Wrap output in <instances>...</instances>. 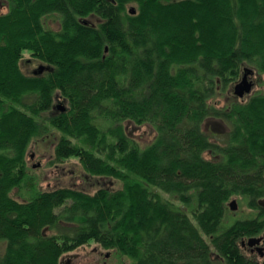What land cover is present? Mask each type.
Wrapping results in <instances>:
<instances>
[{
	"label": "trees",
	"instance_id": "trees-1",
	"mask_svg": "<svg viewBox=\"0 0 264 264\" xmlns=\"http://www.w3.org/2000/svg\"><path fill=\"white\" fill-rule=\"evenodd\" d=\"M6 1L0 264H63L92 243L128 264H264L242 244L264 234V90L233 93L246 67L264 74V0ZM27 50L45 68L27 73ZM211 118L228 124L222 142ZM129 128L155 135L143 146ZM51 129L55 158L103 185L19 201L28 149Z\"/></svg>",
	"mask_w": 264,
	"mask_h": 264
},
{
	"label": "rangeland",
	"instance_id": "rangeland-1",
	"mask_svg": "<svg viewBox=\"0 0 264 264\" xmlns=\"http://www.w3.org/2000/svg\"><path fill=\"white\" fill-rule=\"evenodd\" d=\"M9 2L0 0V13L8 9ZM45 24L51 28H59L60 23L56 16H49L45 20ZM24 61L21 63L22 68L27 73H32L37 70L42 63L31 56L30 51L24 52ZM255 82L256 91L264 90V74L260 77L252 78ZM235 86V85H234ZM254 87V88H255ZM234 88V87H233ZM219 99L226 101V97ZM227 102V101H226ZM224 103V102H223ZM213 127L217 131L214 137L218 142H222L225 138V133L228 130V124L217 118H211ZM128 131L137 137L143 146L150 143L155 135L154 129L147 128L138 131L134 128H129ZM60 134L51 129V131L34 139L28 149V175L21 185L15 188L11 194L19 201H24L32 198L40 189H53L61 186H77L86 190L94 191L100 185H103V177H93L89 175L78 159L72 158L66 161H58L55 158V143ZM31 157V158H30ZM56 159V160H55ZM36 165V167H35ZM111 183V181L109 180ZM108 184V183H107ZM113 184V183H112ZM119 183L113 185L118 186ZM243 207L237 202V216H243ZM6 243L0 240V257L4 255ZM128 264L129 259L118 255L113 251L103 250L98 248L94 243L80 247L72 252L69 256H65L63 264Z\"/></svg>",
	"mask_w": 264,
	"mask_h": 264
},
{
	"label": "water",
	"instance_id": "water-1",
	"mask_svg": "<svg viewBox=\"0 0 264 264\" xmlns=\"http://www.w3.org/2000/svg\"><path fill=\"white\" fill-rule=\"evenodd\" d=\"M43 68H45V66L41 65L40 69ZM253 74H254V70L252 68L250 67L245 68L241 80H239L233 88L235 95L242 98L245 96V94L250 93L252 91L254 86V81L250 79V75ZM236 203H237L236 200L231 201V205L234 207V209L237 208ZM263 240H264V234L260 236L250 237L247 241L246 240L242 241V244L243 245L247 244L249 246H256L257 250L260 251L262 255H264V251H263L264 247L260 245Z\"/></svg>",
	"mask_w": 264,
	"mask_h": 264
},
{
	"label": "flooded vegetation",
	"instance_id": "flooded-vegetation-1",
	"mask_svg": "<svg viewBox=\"0 0 264 264\" xmlns=\"http://www.w3.org/2000/svg\"><path fill=\"white\" fill-rule=\"evenodd\" d=\"M39 69H40V68H39ZM39 69H38V70H39ZM36 71H37V70H36ZM250 77L252 78V76H250ZM263 243H264V242H263Z\"/></svg>",
	"mask_w": 264,
	"mask_h": 264
}]
</instances>
